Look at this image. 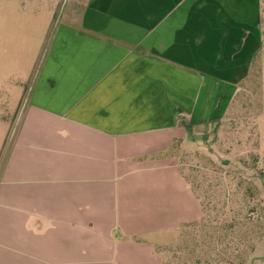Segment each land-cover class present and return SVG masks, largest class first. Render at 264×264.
<instances>
[{
  "label": "crops",
  "instance_id": "obj_1",
  "mask_svg": "<svg viewBox=\"0 0 264 264\" xmlns=\"http://www.w3.org/2000/svg\"><path fill=\"white\" fill-rule=\"evenodd\" d=\"M78 23L0 138V264H165L157 239L203 212L167 149L224 116L261 0H91Z\"/></svg>",
  "mask_w": 264,
  "mask_h": 264
},
{
  "label": "rangeland",
  "instance_id": "obj_2",
  "mask_svg": "<svg viewBox=\"0 0 264 264\" xmlns=\"http://www.w3.org/2000/svg\"><path fill=\"white\" fill-rule=\"evenodd\" d=\"M90 1L0 0V110L13 121L0 132L1 147L10 144L17 114L26 106L24 97L32 91L56 32L78 27ZM262 43L224 116L186 125L185 140L176 145L172 140L167 149L176 153L203 212L194 225L157 239L164 245L165 264H264Z\"/></svg>",
  "mask_w": 264,
  "mask_h": 264
},
{
  "label": "trees",
  "instance_id": "obj_3",
  "mask_svg": "<svg viewBox=\"0 0 264 264\" xmlns=\"http://www.w3.org/2000/svg\"><path fill=\"white\" fill-rule=\"evenodd\" d=\"M260 28H261V33H262V37H263V41H264V1L261 0V24H260ZM262 47H263V43H262ZM261 47V49H262ZM260 49V50H261ZM232 103V102H231ZM231 105V104H230ZM190 126H188L187 128H189ZM192 127V126H191ZM190 131V130H189ZM194 223H191V224H187L185 225L184 227H190L192 225H194Z\"/></svg>",
  "mask_w": 264,
  "mask_h": 264
}]
</instances>
